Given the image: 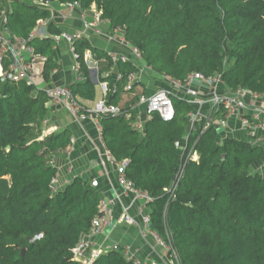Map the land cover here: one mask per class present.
I'll return each mask as SVG.
<instances>
[{
  "label": "trees",
  "instance_id": "1",
  "mask_svg": "<svg viewBox=\"0 0 264 264\" xmlns=\"http://www.w3.org/2000/svg\"><path fill=\"white\" fill-rule=\"evenodd\" d=\"M45 8L15 0L3 3L10 30L28 36L36 21L50 17L53 1L94 4L112 26L123 29L155 77L183 79L189 72L219 74L229 89L264 94V0H41ZM51 34L59 32L53 22ZM30 44L46 56L43 75L49 80L60 67L53 58L55 41L34 38ZM83 81L70 84L74 96L95 97V83L83 62V51L110 59L85 38L75 42ZM120 81L101 77L111 89L108 102L117 104L128 74L137 68L118 61ZM106 68V67H105ZM118 114L100 117L102 139L114 161H126L125 176L152 199L147 203L150 228L164 236L178 264H264V175L251 167L263 160L264 148L249 140L225 137L208 128L198 137L197 160L186 163L174 197L168 188L180 163L177 143L186 132L190 106L173 98L174 116L164 122L154 113L143 134L131 126L128 105ZM47 96L24 82L0 81V264H79L72 248L101 212L102 194L90 179L79 176L52 194L49 184L58 168L56 154L70 144L71 132L42 134ZM224 155V158L221 156ZM41 233L34 242L28 237ZM25 252L21 255V249ZM90 264H133L122 252L108 249Z\"/></svg>",
  "mask_w": 264,
  "mask_h": 264
},
{
  "label": "built area",
  "instance_id": "2",
  "mask_svg": "<svg viewBox=\"0 0 264 264\" xmlns=\"http://www.w3.org/2000/svg\"><path fill=\"white\" fill-rule=\"evenodd\" d=\"M33 1L36 6L45 8L41 0ZM3 3L9 4L10 1L0 0V81L24 82L34 85L38 89L42 84V70L47 58L35 51L30 40L46 37H51L55 42L64 40L67 43L68 52L76 62V71L80 75L79 54L75 49V42L94 35L119 46V51L109 52V58L112 62H130L137 68L136 72L128 74L127 82L122 90H132L133 84L139 81L140 75L143 73L153 75L142 59L139 49L125 37L123 29L119 26H112L94 4L84 8L77 1L65 2L61 3V10L57 13L51 8V2L46 7L50 17L36 21L29 35L25 37L12 32L8 27ZM75 18L79 20V26L55 34L49 33L48 24L50 22L56 25L58 20L65 22ZM85 58L83 56V59ZM55 71L54 69L51 73ZM121 78L122 74L118 71L113 78V83L120 81ZM159 78L163 81L162 85L149 93L140 94L126 114L130 116V112L135 113L131 120V126L143 134L145 122L151 119L154 113L164 122L172 120L175 112L173 98L184 100L190 106L186 113V132L177 143L181 157L180 163L169 187L165 188L170 198L174 197V192L183 178L186 163L198 158V152L195 148L198 137L189 147L187 144L192 132L201 133L208 128H215L222 133L233 127L242 132L244 138L253 145L264 142V94H258L241 87L229 89L219 74L205 76L200 72H189L183 79H173L169 76H159ZM110 89L111 86L108 81H101L98 97L92 105L82 104L73 95L69 85L52 84L44 87L43 90L47 96L46 105L49 109L61 107L76 119L89 118L92 120L97 132L98 145L103 155L111 164L116 165V183L124 193L130 195L128 204L121 208L120 220L136 226L142 239L150 238L163 263L172 264L173 260L178 263L177 254L169 242V232L162 236L150 228V212L147 203L152 197L146 191L136 188L134 182L125 176L126 161H114L103 142L100 117L120 113V107L117 104L108 102ZM87 102L90 103L91 101L87 100ZM140 106H143L142 116L139 113ZM42 123L46 124L47 122L44 119ZM69 140L70 144L73 143L75 141L74 136L70 135ZM51 164L56 165L55 158L51 160ZM66 170L67 175L72 171L71 167H67ZM70 178L61 179L56 172L49 184L50 192L54 194L59 191L70 181ZM113 204L114 198L102 197L100 199L98 208L101 213L92 219L88 232L82 234L73 246V258L79 264H90L100 253L107 250L101 244L100 235L112 221L111 206ZM134 205H136L135 214H132L130 209ZM108 249L121 251L123 256L131 260L133 264H151L149 261L137 257L129 246L112 244Z\"/></svg>",
  "mask_w": 264,
  "mask_h": 264
},
{
  "label": "crops",
  "instance_id": "3",
  "mask_svg": "<svg viewBox=\"0 0 264 264\" xmlns=\"http://www.w3.org/2000/svg\"><path fill=\"white\" fill-rule=\"evenodd\" d=\"M58 3L59 6L58 10H56L57 13L61 10V3ZM55 21L57 22V19ZM79 25V20L75 18L65 22L58 20V23L55 26L59 28V31H65ZM85 39L98 51L107 53L108 57L109 52L120 50L119 46L115 43L109 42L96 35ZM83 56L86 57L83 59V62L85 64L87 74L95 83V97L93 100H89L91 101L90 103H88L87 100L79 97L77 98L84 105H92L98 97V95L96 97V87L99 88V83L102 81L101 77L111 76L113 79L118 70L116 63L112 62L110 58V62H108L105 57H97V55L92 53L89 49H84L82 58ZM53 58L59 63L60 67L55 69L56 71L54 73L49 74L48 81L43 75L42 84L38 89L43 90L44 87L52 84L70 86V84L74 82L83 81L85 79V75L80 71V69V75L78 74V71H76V62L71 58L68 52L67 43L64 40L55 42L53 47ZM140 79L133 84L132 90H130L133 92L131 95L136 94V90H138L137 93H148L143 92L142 87L144 80ZM153 82L157 85L156 87L162 85L163 83L159 77L157 78L155 76ZM130 91L121 90L119 93L117 105L120 108L125 107L126 102L131 98V95L128 98L123 97L124 93H128ZM131 105L132 104H129L128 107ZM45 106L47 107L46 102ZM50 109L47 107L45 117L47 123H42V134L44 135L51 131L65 128L68 129L71 132V135L75 138L73 143L60 150L54 157L58 167L57 174L61 177V179L71 177V180L76 176L84 179L88 178L91 180L92 185L95 186L102 194V197L114 198V204L111 206L112 221L103 229V232L100 235L101 244L107 250L110 247L109 245L112 244L118 246L126 245L129 246L134 254L142 260L149 261L151 264H162L163 262L158 256V252L156 247L153 245V241L150 238L145 240L142 239L136 226L129 225L120 220L121 208L128 204L130 195L128 193H124L116 183V165L111 164L103 155V152L98 145L97 132L92 120L89 118L84 120L76 119L61 107ZM139 111L140 116H142L143 106H140ZM126 116L129 117V114ZM233 124L234 122L232 125ZM227 136L229 138L241 140L245 139L243 133L233 127L227 130V132H218L217 139L220 137L221 140ZM67 167H71L72 170L69 175L66 174ZM135 207L136 205L132 206L130 209L132 214H135Z\"/></svg>",
  "mask_w": 264,
  "mask_h": 264
},
{
  "label": "rangeland",
  "instance_id": "4",
  "mask_svg": "<svg viewBox=\"0 0 264 264\" xmlns=\"http://www.w3.org/2000/svg\"><path fill=\"white\" fill-rule=\"evenodd\" d=\"M11 2L15 1V0H8ZM21 1V0H20ZM24 2H26L27 4H31V5H35L36 6V3L33 1V0H25ZM58 1H55L51 4V8L53 10H58ZM142 76V77H141ZM153 75L149 74V73H143V75L141 74L140 75V78H143V79H140V80H144L143 81V87H142V90L143 92H151L152 90H154L155 88H157L155 82H153V79H154V76L152 77ZM158 78V77H157ZM136 93L138 92V90L135 91ZM99 93V88L96 87V97ZM133 92L130 91L128 93H124L123 97L124 98H128ZM217 139V138H216ZM222 140V139H221ZM220 137L217 139V142H220ZM256 145H260L264 148V142L261 143V144H256ZM251 171L252 172H259L261 175H264V166H263V160H260L257 164H255L254 166L251 167ZM110 246V245H109ZM105 249V247H104ZM162 264H167L166 262L165 263H162ZM172 264H178L175 260H173Z\"/></svg>",
  "mask_w": 264,
  "mask_h": 264
},
{
  "label": "water",
  "instance_id": "5",
  "mask_svg": "<svg viewBox=\"0 0 264 264\" xmlns=\"http://www.w3.org/2000/svg\"><path fill=\"white\" fill-rule=\"evenodd\" d=\"M221 157L224 158V155H222ZM41 236H42L41 233H36V234H34V235L28 237L27 240H28L29 242H34L36 239L40 238ZM24 252H25V248H22V249H21V255H23Z\"/></svg>",
  "mask_w": 264,
  "mask_h": 264
}]
</instances>
